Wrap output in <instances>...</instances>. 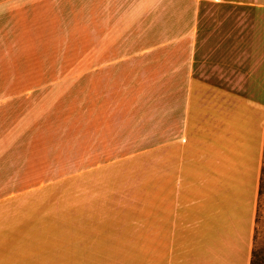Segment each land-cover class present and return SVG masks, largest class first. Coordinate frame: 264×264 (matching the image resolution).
Wrapping results in <instances>:
<instances>
[{"label":"crops","instance_id":"1","mask_svg":"<svg viewBox=\"0 0 264 264\" xmlns=\"http://www.w3.org/2000/svg\"><path fill=\"white\" fill-rule=\"evenodd\" d=\"M8 2L0 14L31 6ZM62 6L61 16L87 17V46L102 49L101 119H92L91 137L87 121L86 171H150L148 232L130 239L150 240L153 264H264V0ZM4 118L1 197L9 200Z\"/></svg>","mask_w":264,"mask_h":264},{"label":"rangeland","instance_id":"2","mask_svg":"<svg viewBox=\"0 0 264 264\" xmlns=\"http://www.w3.org/2000/svg\"><path fill=\"white\" fill-rule=\"evenodd\" d=\"M66 1L0 14V105L9 103L0 111V129L9 114L0 264H153L150 240L130 239L148 232L150 171H86L87 121L91 137L101 119L102 49L87 46V17L59 15Z\"/></svg>","mask_w":264,"mask_h":264}]
</instances>
